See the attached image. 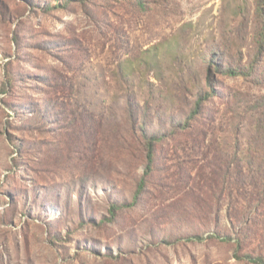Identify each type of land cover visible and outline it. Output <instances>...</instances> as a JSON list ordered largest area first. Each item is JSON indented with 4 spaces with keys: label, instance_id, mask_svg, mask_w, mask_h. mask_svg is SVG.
I'll use <instances>...</instances> for the list:
<instances>
[{
    "label": "rangeland",
    "instance_id": "1",
    "mask_svg": "<svg viewBox=\"0 0 264 264\" xmlns=\"http://www.w3.org/2000/svg\"><path fill=\"white\" fill-rule=\"evenodd\" d=\"M142 1L0 0V264H264L244 256L264 257L262 202L224 201L220 222L195 211L208 159L264 137L258 0ZM199 99L132 202L145 153L130 113L183 122ZM216 225L239 252L190 239Z\"/></svg>",
    "mask_w": 264,
    "mask_h": 264
},
{
    "label": "trees",
    "instance_id": "2",
    "mask_svg": "<svg viewBox=\"0 0 264 264\" xmlns=\"http://www.w3.org/2000/svg\"><path fill=\"white\" fill-rule=\"evenodd\" d=\"M133 1L141 5L143 4L142 0ZM257 10L259 15L264 17V0H258ZM260 37L263 39V32L260 33ZM220 68L223 69L222 73L226 75L242 74L238 69L226 66ZM210 82L214 81L210 79ZM213 93L214 88L200 99H208V96L213 95ZM200 99L196 101L190 114L183 122L171 121L168 123L166 119L159 118L157 124H150L148 123V118L143 116L144 108L140 106L136 107L137 109H134L130 113L128 122L131 125V132L140 140L145 153L143 174L138 182V191L134 193L132 202H135L138 194L143 191L147 177L157 169L158 144L172 135V131L169 132L170 130L176 132L181 129H190L194 124L192 123L193 120H198L196 116L203 114V111L201 112L202 103H200ZM135 112H137V115H135ZM261 131L264 132V126L258 128V132ZM213 157V159H208V168L212 178L208 182L205 190L207 203H203L205 205L203 207L196 208V213L213 214L214 217L218 216L223 209L224 201H228L230 204L229 207L233 208L235 212V210L238 211L240 208L237 207L239 201L245 200L246 203L241 208L244 214H246L244 210H251L253 207H258L261 202L264 204V137L257 138L255 146L251 147H245L238 141L235 145H230L228 149L221 151L219 156L216 154ZM130 204L128 200L121 204L113 203L110 208V220H114L119 209L130 206ZM238 215L239 213L232 216L230 213L229 219L233 221ZM220 217L221 215L215 220L219 219L220 222ZM235 233L226 230L223 231L220 225H216L214 228H210L205 234H195L190 239L199 241L212 239L233 242L236 244L237 251L239 252L243 247V238L240 234L237 235V232ZM244 256L253 262L264 263V257L261 255L249 253Z\"/></svg>",
    "mask_w": 264,
    "mask_h": 264
}]
</instances>
